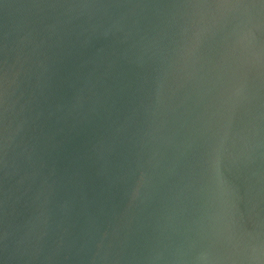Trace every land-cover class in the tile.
I'll use <instances>...</instances> for the list:
<instances>
[{
  "label": "water",
  "instance_id": "1",
  "mask_svg": "<svg viewBox=\"0 0 264 264\" xmlns=\"http://www.w3.org/2000/svg\"><path fill=\"white\" fill-rule=\"evenodd\" d=\"M0 264H264V0H0Z\"/></svg>",
  "mask_w": 264,
  "mask_h": 264
}]
</instances>
